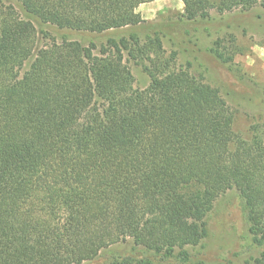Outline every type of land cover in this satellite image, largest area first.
<instances>
[{
  "label": "trees",
  "instance_id": "16d2710c",
  "mask_svg": "<svg viewBox=\"0 0 264 264\" xmlns=\"http://www.w3.org/2000/svg\"><path fill=\"white\" fill-rule=\"evenodd\" d=\"M153 1L0 0V264H84L128 242L107 264H205L188 248L230 190L264 246V130L237 134L220 92L167 54L166 28L138 12ZM183 2L180 30L264 8Z\"/></svg>",
  "mask_w": 264,
  "mask_h": 264
},
{
  "label": "rangeland",
  "instance_id": "374dc122",
  "mask_svg": "<svg viewBox=\"0 0 264 264\" xmlns=\"http://www.w3.org/2000/svg\"><path fill=\"white\" fill-rule=\"evenodd\" d=\"M155 1L153 6H147L145 16L153 17L148 21L166 28L163 47L167 54H175L178 66L191 63L194 75L220 92L235 115L237 134L250 138L256 128L264 130V8L225 15L212 12L210 19L186 21V27L180 30L183 0ZM52 36L59 40L68 36L84 45L92 41L105 43L111 37L65 32ZM218 47L227 63L211 52ZM133 69L136 86L144 87L148 78L137 67ZM207 220L209 236L202 244L188 248L193 261L248 264L264 252V246L253 243L237 191L230 190L219 197ZM132 247L131 242L118 244L111 253L84 264H107L114 253L123 254Z\"/></svg>",
  "mask_w": 264,
  "mask_h": 264
},
{
  "label": "crops",
  "instance_id": "0c3cea01",
  "mask_svg": "<svg viewBox=\"0 0 264 264\" xmlns=\"http://www.w3.org/2000/svg\"><path fill=\"white\" fill-rule=\"evenodd\" d=\"M156 2V1H155ZM155 2H152L151 3V5H148V3H146V4H142L139 8H138V12L143 16V18H145L146 20H151V19H153V17L152 18H149V17H147V16H145V13H146V11H147V8H149V7H147V6H153L154 4H155Z\"/></svg>",
  "mask_w": 264,
  "mask_h": 264
}]
</instances>
